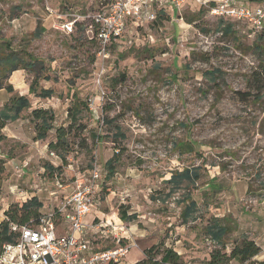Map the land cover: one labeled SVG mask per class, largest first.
<instances>
[{
	"label": "rangeland",
	"instance_id": "1",
	"mask_svg": "<svg viewBox=\"0 0 264 264\" xmlns=\"http://www.w3.org/2000/svg\"><path fill=\"white\" fill-rule=\"evenodd\" d=\"M93 9L91 0H0V57L12 52L41 60L43 68H35L39 87L54 91L50 98H38L29 91L33 72L16 69L5 79L0 68V109L11 95H25L31 107L52 109L56 128L68 124L72 93L86 104V127L79 136L70 135L66 163L47 148L54 129L33 144L30 109L7 122V131L23 137L0 142L5 160L0 218L10 203L30 195L42 202L41 214L47 212L96 164L104 172L91 208L94 222L116 220L120 206L137 215L122 220L132 246L120 264L152 245L192 244L190 233L210 252L218 246L207 233L214 219L228 227L226 252L243 236L256 238L264 249V29L248 36L244 24L236 22L224 35L220 18L187 0L137 33L131 28L107 57H97V45L77 25L70 35L57 29L65 13ZM7 83L12 92L4 88ZM258 88L259 100L239 96ZM110 118L125 138L119 141L124 149L115 173L107 178L104 163L120 147L112 141ZM45 162L59 168L51 174ZM186 169H197L198 177L193 183L182 180L172 192L170 178ZM190 200L197 209L185 220ZM182 234L185 239L175 244ZM87 238L97 249L113 245L100 233Z\"/></svg>",
	"mask_w": 264,
	"mask_h": 264
},
{
	"label": "built area",
	"instance_id": "2",
	"mask_svg": "<svg viewBox=\"0 0 264 264\" xmlns=\"http://www.w3.org/2000/svg\"><path fill=\"white\" fill-rule=\"evenodd\" d=\"M223 23L244 24L251 36L264 29V0H193ZM187 0H91L95 9L85 14L65 13L57 29L70 35L77 23L83 33L97 45L96 56L107 57L109 48L132 28L136 31L154 24L157 14L179 9ZM223 25V24H222ZM133 38V36H132ZM130 41V40H129ZM52 156H57L53 151ZM103 169L94 165L84 179H76L71 191L54 207L40 215L33 224L9 223V231L17 235L14 243L0 246V264H120L132 246L123 222L99 220L85 224L99 191ZM61 187V184H57ZM55 195V192H51ZM61 227V232L58 228ZM100 233L109 238L112 247L97 249L87 238ZM127 239V240H126Z\"/></svg>",
	"mask_w": 264,
	"mask_h": 264
},
{
	"label": "trees",
	"instance_id": "3",
	"mask_svg": "<svg viewBox=\"0 0 264 264\" xmlns=\"http://www.w3.org/2000/svg\"><path fill=\"white\" fill-rule=\"evenodd\" d=\"M163 16H166L165 12L158 13L155 22L159 21ZM76 25L78 26V31L83 32V23H77ZM233 26L234 23L232 22L223 23L222 21H219L218 24L219 31L224 35L231 33ZM38 65L39 68H43L41 60L32 56H30L28 60H24L20 57L17 58L15 53L10 52L0 57V68L3 70L2 76L5 79H7L16 69H24L33 72L34 76L29 83V91L38 98H50L54 94L53 89L39 87V74L35 73V68ZM4 88L9 92L13 91V87L9 83H7ZM260 91L261 89L258 88L254 93H251L250 91L239 92V96L241 98H250L252 96L254 99L259 100L261 96ZM85 108L86 104L83 100L77 97L75 93H72L70 96V103L66 109L68 124L66 126H58L54 128L53 122L55 115L52 109L46 107H31V102L27 96L13 94L0 109V142L6 138L2 131L5 124L8 121L11 122L19 119L24 110L30 109L28 117L33 123V139H45L48 132L54 129V139L47 143V148L57 154L62 163H66V155L72 149L70 135L73 137L79 136L78 133L83 131L86 127L82 122ZM113 122L114 118L106 120V123H109L110 125L113 124L114 134L112 141L115 143L118 140V145L120 147L119 150L114 152L112 157L104 163L107 178H111L115 173L116 165L119 162L121 155L120 150L123 151L124 149L119 141L121 142L125 138V134L122 132L120 126ZM96 138L98 137L96 136ZM80 140L82 145L87 144L85 138H81ZM4 163L5 160L0 155V172L4 169ZM44 167L51 174H53L54 170L59 168L54 167L50 162H45ZM197 177V169H186L175 174L170 178V182L173 183L171 191L175 192L182 180L193 183ZM186 197H189V195ZM41 207L42 202L36 195L26 196L21 202L16 201L10 203L7 209L3 211L4 218L0 221V246L3 243H14L17 239V235L9 231L8 226L10 222L28 224L36 223L41 215ZM196 209L197 206L195 202L190 200L188 205L184 208V219L189 217L194 218L193 214L196 212ZM120 218L126 221H132L136 218V214L132 213L126 215L125 212H120ZM227 231L228 227L221 222V219H214V222L207 226L208 235L218 245L210 250L209 260L207 261L208 264H229L231 260H236L239 264H254L255 261L253 260V257L260 251L256 242L247 236H243L238 243H235L231 247L229 252H226L223 244V237L227 234ZM261 263L264 264V261ZM133 264H184V262L180 255L172 248H163L161 245H152L144 249L143 257Z\"/></svg>",
	"mask_w": 264,
	"mask_h": 264
},
{
	"label": "crops",
	"instance_id": "4",
	"mask_svg": "<svg viewBox=\"0 0 264 264\" xmlns=\"http://www.w3.org/2000/svg\"><path fill=\"white\" fill-rule=\"evenodd\" d=\"M8 126V123L5 124V127L3 128V133L4 135L6 136L7 139H10L11 141H14V140H22V133L20 132H9L6 130ZM33 136H34V131L31 130V132L29 133V137L30 139L33 141V144L35 145L37 143L38 140H34L33 139ZM0 154H3L1 153L0 151ZM51 193V192H50ZM51 196H54L53 194H51ZM52 199H54L56 201L57 197L54 196ZM56 204H53L52 207H54ZM92 208V207H91ZM121 210V211H120ZM4 210H2L3 212ZM120 212H125L126 215H129L128 213V210H127V206H122V207H119L118 208V217L116 216V220L113 219L114 222L116 223H119L120 221L122 222L123 219L120 218ZM135 214V212H133ZM132 214V213H130ZM96 217V215L94 213H92V209L90 211L89 214H87L83 221L85 224H89L90 222L94 221V218ZM115 218V217H114ZM136 218H137V215H136ZM135 218V219H136ZM191 218V217H189ZM187 218V219H189ZM185 219V220H187ZM2 220V217L0 218V221ZM134 220V219H133ZM58 231L61 232V227L58 228ZM247 234L249 235H252L250 234V232H246ZM177 234V232H176ZM190 237H192L191 239V243L192 244H185L183 243V245H180L181 248L175 246V245H169V246H166L165 244V248H172L174 251L177 252V254L180 255L182 261L184 262V264H208V260H209V252H206L205 249H200V246L198 245V241H195L194 238H195V235L196 234H192L190 233ZM251 239H253L254 241H256V238H252V236H249ZM182 239H185V235L182 234L180 236H175V241L174 243H180L182 241ZM188 241V240H187ZM259 248H260V251L257 255H255L253 257V260L255 261L254 264H262L261 262L264 261V249L263 247H261V245H259L258 243H256ZM129 253V250L127 251L126 254ZM126 256V255H125ZM143 257V250H141V254L138 256V257H134L133 259H129L128 261L125 260V264H133L134 262H136L137 260L141 259ZM232 263V261H230V264Z\"/></svg>",
	"mask_w": 264,
	"mask_h": 264
}]
</instances>
